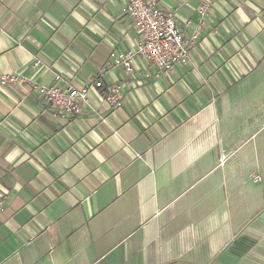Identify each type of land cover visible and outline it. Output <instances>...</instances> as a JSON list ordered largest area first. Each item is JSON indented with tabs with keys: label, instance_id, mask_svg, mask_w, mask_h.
I'll use <instances>...</instances> for the list:
<instances>
[{
	"label": "crops",
	"instance_id": "obj_1",
	"mask_svg": "<svg viewBox=\"0 0 264 264\" xmlns=\"http://www.w3.org/2000/svg\"><path fill=\"white\" fill-rule=\"evenodd\" d=\"M157 1L185 42L208 6L168 75L109 66L125 0H0V264H264V0ZM56 77L104 94L62 115Z\"/></svg>",
	"mask_w": 264,
	"mask_h": 264
},
{
	"label": "built area",
	"instance_id": "obj_2",
	"mask_svg": "<svg viewBox=\"0 0 264 264\" xmlns=\"http://www.w3.org/2000/svg\"><path fill=\"white\" fill-rule=\"evenodd\" d=\"M122 15L132 22L137 36V45L127 51H112L109 54V66L122 68L130 72L137 59L147 67L168 75L175 68H186L190 61V48L203 27L204 18L208 15V6L198 7V22L189 42H185L183 31L178 26L173 13L163 11L157 0H125L120 8ZM23 82L18 75H0V85ZM61 78L56 77L52 86H33L37 98L65 116H77L83 108L93 111L91 89L103 92L100 78H93L86 86L61 88ZM109 101L118 105L121 97L119 86L109 87Z\"/></svg>",
	"mask_w": 264,
	"mask_h": 264
}]
</instances>
